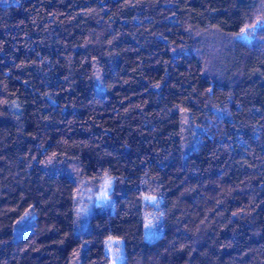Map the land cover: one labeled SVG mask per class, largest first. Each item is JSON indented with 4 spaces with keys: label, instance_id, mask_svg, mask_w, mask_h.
I'll list each match as a JSON object with an SVG mask.
<instances>
[{
    "label": "trees",
    "instance_id": "obj_1",
    "mask_svg": "<svg viewBox=\"0 0 264 264\" xmlns=\"http://www.w3.org/2000/svg\"><path fill=\"white\" fill-rule=\"evenodd\" d=\"M258 19L0 0V264H109L110 236L120 264H264V31L237 36Z\"/></svg>",
    "mask_w": 264,
    "mask_h": 264
},
{
    "label": "rangeland",
    "instance_id": "obj_2",
    "mask_svg": "<svg viewBox=\"0 0 264 264\" xmlns=\"http://www.w3.org/2000/svg\"><path fill=\"white\" fill-rule=\"evenodd\" d=\"M102 190H104V189H102ZM78 218H79V222L81 219L84 220L85 223H83L82 225L86 224V219L84 218V210L83 209L78 212ZM158 232L159 231L156 227H154L153 230H150L148 228H144L143 237L145 239H150L151 237H153ZM104 247H105V252H107L110 255V257H112L109 264H113V260L115 258L114 253H116L117 250L119 251V254H120L121 259H122V245H121V239L120 238L111 237V236L105 238ZM109 248H111V252L109 251ZM117 264H120V260L117 261Z\"/></svg>",
    "mask_w": 264,
    "mask_h": 264
},
{
    "label": "snow or ice",
    "instance_id": "obj_3",
    "mask_svg": "<svg viewBox=\"0 0 264 264\" xmlns=\"http://www.w3.org/2000/svg\"><path fill=\"white\" fill-rule=\"evenodd\" d=\"M257 30L264 31V19H258L255 23L249 26H245L244 28H241L240 32L237 33V36L240 39L247 40L249 36L252 35V33H254ZM111 186H112L111 181H107L104 187V191L102 193V197H101L102 199H107L108 190L111 188ZM145 227L146 228L150 227V224H146ZM109 251L111 252V248H109ZM114 257L115 258L113 260V264H117V261L121 259V256L118 250L116 253H114Z\"/></svg>",
    "mask_w": 264,
    "mask_h": 264
}]
</instances>
